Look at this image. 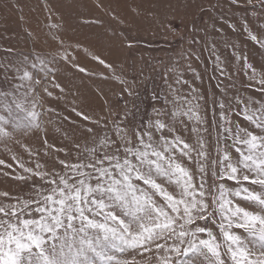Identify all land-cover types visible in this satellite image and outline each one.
I'll list each match as a JSON object with an SVG mask.
<instances>
[{
  "label": "rangeland",
  "instance_id": "374dc122",
  "mask_svg": "<svg viewBox=\"0 0 264 264\" xmlns=\"http://www.w3.org/2000/svg\"><path fill=\"white\" fill-rule=\"evenodd\" d=\"M260 40H264L260 0H0V127L10 133L0 136V206L6 212L8 206L17 212L25 208L21 222L38 219L39 213L29 212L26 204L35 209V202L56 186L50 180L59 182L65 176L71 183L79 177L70 166L115 153L112 141L118 142L121 155L124 147H140L139 135L152 129L156 140L179 137L190 146L191 159L178 149L173 154L190 171L193 184L204 186L206 219L193 213V225L177 216L173 227L209 229L225 264H234L225 232L239 235L240 247L258 256L264 250L258 237L237 227L227 209L234 211L238 205L264 214L257 202L233 194L242 186L264 198V186L251 183L257 177L248 170L238 171V182L229 179L226 165L231 161L237 166V148L247 154V147L238 143L245 130L264 136L253 123L264 118ZM24 71L31 79L22 78ZM32 111L35 117L29 115ZM157 120L167 127L155 131ZM104 138L108 143H101ZM199 151L204 156H198ZM244 175L250 180L244 181ZM155 178L170 193L179 192L174 179L170 183L165 177ZM221 186L224 199L231 201L225 210L219 206ZM155 199L163 202L159 196ZM95 219L103 222L102 215ZM79 227L77 218L74 229ZM63 232L58 229V236ZM96 232L90 229L87 234L94 239ZM74 235V230L69 232L68 243H73ZM82 235H75L73 254ZM195 240L211 237L206 231L197 233ZM61 243L47 240V246L55 244L57 249ZM101 247L103 255L86 253L91 264H160L165 257L171 264H208L205 253L216 260L206 248L186 253L188 243L167 233L145 246L114 239L97 245V250ZM21 260L28 264L25 252Z\"/></svg>",
  "mask_w": 264,
  "mask_h": 264
},
{
  "label": "snow or ice",
  "instance_id": "6c2138e0",
  "mask_svg": "<svg viewBox=\"0 0 264 264\" xmlns=\"http://www.w3.org/2000/svg\"><path fill=\"white\" fill-rule=\"evenodd\" d=\"M260 4L264 7V0H260ZM251 38L258 39L256 35H252ZM259 42L261 46H264V40ZM97 59L100 63H105L99 57ZM261 67L264 68V66ZM80 70L84 71V69ZM255 75L256 72L253 69V77ZM22 78L31 79L30 73L24 71ZM260 84L264 87V75L261 77ZM56 87L60 86L56 85ZM45 91L47 92V89ZM48 95L50 96L51 93L49 92ZM29 115L35 117L36 113L32 111ZM221 115L223 116V113ZM195 118L200 119L198 115ZM247 118L253 119L252 116ZM84 119L87 120L89 117L85 115ZM0 120H3V117H0ZM253 123L257 128L264 130V118L258 117ZM35 127L38 128L39 124ZM166 127L167 125L159 120L153 125L155 131H161ZM236 135L240 136L239 133ZM0 136L8 137L10 133L0 127ZM138 142L140 147H124L121 155L118 142L112 141L111 144L116 146L115 153L111 155L106 153L102 159L95 160L94 163L70 166L72 173L79 179L71 183L65 176H60L59 182L50 180V183L56 185L51 189L50 194L44 196L42 201H36L35 209L31 208V204H26L29 212L39 213L38 219H24L21 222L19 216L25 214V208L17 212L12 206H8L9 211L6 212L5 206H0V213H5V217H0V229H3L7 236L5 240V235L0 234V264H23L22 252L27 254L28 264H91L86 255L89 250L97 255L104 254L103 247L98 251L97 245H103L105 242L112 243V240L119 239L122 243L131 244L133 247L145 246L149 242L158 240L164 233H167L169 238L175 235L181 242H187L188 247L184 250L186 253L196 254L206 248L212 256L216 257V260H210L205 253L204 258L208 260V264H217V262L225 264V261L220 259L219 245L214 243L215 237L209 229L194 226L189 230L182 224L177 231L173 227L178 222L177 216L180 219L186 217L187 222L193 225V213L198 219H206L204 212L208 205L204 203L203 183L199 185V188L193 184L192 174L176 162L172 151L178 149L183 156L191 159L190 146L179 137L169 141L161 136L159 140H156L153 138L152 129L143 131L138 137ZM101 143H108L107 138H104ZM238 143L247 147V154L241 148L236 149L240 159L236 162L237 166H234L231 161L226 165L229 170L228 178L238 182V171L248 170L255 173L257 177L252 179L251 183L264 186V136L258 137L245 130L244 137L239 138ZM181 144L182 148L179 147ZM166 152L169 153L168 156H165ZM197 155L204 156V152L199 151ZM84 168L90 171L85 173L82 171ZM200 170L202 173L205 171L203 166ZM155 177H165L170 183L174 179L179 192L170 193L162 183H157ZM93 180L94 184L91 183ZM243 180L249 181L250 177L244 175ZM137 182H142L147 187H142ZM197 192H199V199L196 198ZM233 194L246 201L257 202L261 206L260 211L264 213V198L261 195L250 192L242 186L234 190ZM157 196L163 198L162 203L157 202L155 199ZM219 200L222 201L219 205L221 210H225V204H231V201L224 199L222 186ZM227 211L237 219V227L245 229L253 237H258L261 248L264 249V214L251 213L238 205L235 206L234 211L232 208H228ZM101 215L103 222H97L95 217ZM13 217L16 218L15 221ZM77 218L81 221V227L74 229ZM229 226H231V220ZM60 228H63L64 232L58 236L57 230ZM90 229L97 230L94 239L87 234ZM72 230L75 235L84 234L79 240L75 254L72 252L73 244L76 243L75 235L73 243H68L66 239ZM206 231L211 241L199 240L197 243L195 235ZM224 235L231 245L237 246L235 250L231 245L228 249L234 264H264V250L258 256H253L250 250L240 247L239 235L230 232H225ZM185 237H191V239L184 241ZM48 239H59L63 243L59 249L55 244L49 247ZM65 247L68 248L67 252L64 250ZM156 247L162 246L157 243ZM174 250L180 251L179 248ZM82 256L83 259L80 258ZM160 264H171V261L165 257Z\"/></svg>",
  "mask_w": 264,
  "mask_h": 264
}]
</instances>
